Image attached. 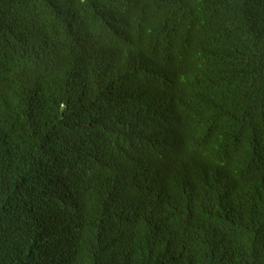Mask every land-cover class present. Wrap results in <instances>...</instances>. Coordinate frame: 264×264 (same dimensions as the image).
<instances>
[{"label":"trees","instance_id":"trees-1","mask_svg":"<svg viewBox=\"0 0 264 264\" xmlns=\"http://www.w3.org/2000/svg\"><path fill=\"white\" fill-rule=\"evenodd\" d=\"M0 264H264V0H0Z\"/></svg>","mask_w":264,"mask_h":264}]
</instances>
